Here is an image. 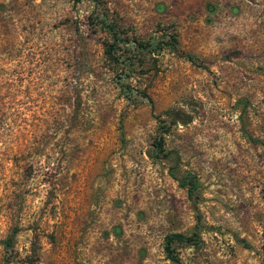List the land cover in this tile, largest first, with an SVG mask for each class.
I'll return each instance as SVG.
<instances>
[{
	"label": "rangeland",
	"instance_id": "rangeland-1",
	"mask_svg": "<svg viewBox=\"0 0 264 264\" xmlns=\"http://www.w3.org/2000/svg\"><path fill=\"white\" fill-rule=\"evenodd\" d=\"M169 233L264 264V0H0V264H173Z\"/></svg>",
	"mask_w": 264,
	"mask_h": 264
},
{
	"label": "trees",
	"instance_id": "trees-1",
	"mask_svg": "<svg viewBox=\"0 0 264 264\" xmlns=\"http://www.w3.org/2000/svg\"><path fill=\"white\" fill-rule=\"evenodd\" d=\"M73 1H78V0H73ZM109 50V49H108ZM186 57L188 59L191 58L190 54H187ZM191 173L189 172H185L183 174H181L180 176V185H183L186 188V191H188L189 194H191L193 192V190H195L196 185H195V181L192 179L191 180ZM4 244L9 245L10 244V238H6L4 241ZM173 243H182V244H188V243H192V239L189 236H185L182 233H169L166 234L164 237V245L163 248L165 250L166 256L167 258L173 263V264H180L177 257H175L172 254V247L171 244Z\"/></svg>",
	"mask_w": 264,
	"mask_h": 264
}]
</instances>
